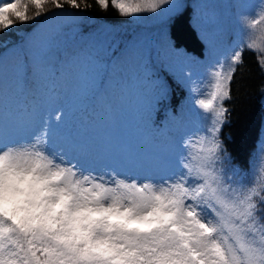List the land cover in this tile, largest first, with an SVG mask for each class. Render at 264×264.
Instances as JSON below:
<instances>
[{"label":"snow or ice","instance_id":"snow-or-ice-1","mask_svg":"<svg viewBox=\"0 0 264 264\" xmlns=\"http://www.w3.org/2000/svg\"><path fill=\"white\" fill-rule=\"evenodd\" d=\"M96 3L168 24L188 7ZM49 4L82 9L0 0V33L19 34ZM216 7L196 4L210 57L196 79L187 65L200 61L139 34L85 35L68 22L0 43V264H264V148L245 170L222 137L247 51L264 72V0L247 6L259 11L223 52ZM171 77L194 97L195 130L183 110L164 108Z\"/></svg>","mask_w":264,"mask_h":264},{"label":"trees","instance_id":"trees-1","mask_svg":"<svg viewBox=\"0 0 264 264\" xmlns=\"http://www.w3.org/2000/svg\"><path fill=\"white\" fill-rule=\"evenodd\" d=\"M188 6L186 14L176 23L168 24L164 19H157L152 15L143 19H130L121 17L118 12L109 6L108 10H101L96 0H82V9H55L54 5H47L48 13L38 20L28 24H18L21 31L0 33V43L9 42V46L20 41L25 35L44 28L52 27L59 23H73L77 30L85 35L102 34L105 30H114L120 34H139L153 41L168 40L179 47L182 53H187L194 61L209 60V49L199 32L197 25V2L204 0H183ZM84 3L90 5L84 9ZM259 4V0L255 5ZM222 6L219 15L221 22L231 25L245 15L248 10L259 9L258 7H244L238 10L235 5ZM30 9L29 14H34ZM228 11V13H227ZM241 12V17L238 15ZM260 36H264V24L257 26L255 30ZM260 43V40H257ZM3 51V49H0ZM245 65L242 72L237 73L233 83V99L226 101L225 105L231 110L230 124L226 125L222 137L233 160L245 170L250 165L258 164V153L264 148V72L257 63V53L247 51L244 56ZM170 94L164 108L168 110H183L187 119L191 122L193 130L200 124L198 112L193 111L188 116V110L193 103L194 97L189 93L188 87L181 84L175 77L169 80ZM165 115L164 110L160 116Z\"/></svg>","mask_w":264,"mask_h":264},{"label":"rangeland","instance_id":"rangeland-1","mask_svg":"<svg viewBox=\"0 0 264 264\" xmlns=\"http://www.w3.org/2000/svg\"><path fill=\"white\" fill-rule=\"evenodd\" d=\"M257 1L258 0H206V2L212 3V4L217 6L216 11H217L218 15H220L221 11L224 9L223 8L222 10H220V8L224 5L227 7H231V6H234L233 4H236L235 7L238 10L243 11L244 7H247L248 5H255ZM250 8L251 7H249V9ZM258 11H259V9H256V12H258ZM227 13H228V11H227ZM245 13H248L249 14L248 16L251 17L252 14H254L255 12H254V10H248ZM238 15L241 17V12H238ZM226 22L227 21L221 22L219 20L218 32L215 36V39L217 40L218 45H219V50L221 52L225 51L228 43L232 39V36L230 35V33H234L235 31H237L238 23L236 21L231 23V25L225 24ZM240 22L241 21L239 20V24H240ZM198 29H199V32L201 34V29L199 26H198ZM211 59H214V58H211ZM206 61H209V60L200 61L201 63H199V64L191 63V64L187 65L188 68L192 71L194 79L199 78L200 76H202L206 73V68L203 66L204 62H206ZM197 110L198 109H195L194 104H191V106L188 110V114L190 115L193 111H197ZM191 129L193 130L192 125H191Z\"/></svg>","mask_w":264,"mask_h":264}]
</instances>
